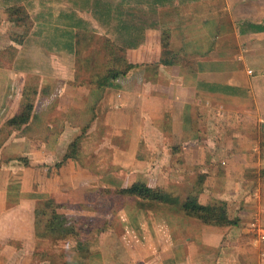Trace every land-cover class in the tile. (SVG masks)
<instances>
[{
  "label": "crops",
  "instance_id": "1",
  "mask_svg": "<svg viewBox=\"0 0 264 264\" xmlns=\"http://www.w3.org/2000/svg\"><path fill=\"white\" fill-rule=\"evenodd\" d=\"M24 110L29 121L8 126ZM199 113L236 114L238 125L259 134H240L222 164L200 148L194 156L204 136ZM263 128L264 0H0V132L9 129L0 140V180L15 178L20 196L9 207V187L0 183V264H41L37 247L51 249L42 242L54 230L64 231L58 260L48 264H264V220L221 226L173 215L171 222L131 206L117 215L124 232L115 249L105 248L110 233L90 241L70 220L86 194L114 177H96L82 163L90 140L108 152L110 166L126 160L132 165L122 166L134 168L146 161L144 146L168 133L188 172L204 159L203 173L216 166L222 188L244 192L249 170L264 182ZM200 195L189 197L211 205ZM39 203L63 220L39 223Z\"/></svg>",
  "mask_w": 264,
  "mask_h": 264
},
{
  "label": "rangeland",
  "instance_id": "2",
  "mask_svg": "<svg viewBox=\"0 0 264 264\" xmlns=\"http://www.w3.org/2000/svg\"><path fill=\"white\" fill-rule=\"evenodd\" d=\"M23 22L27 23V20H23ZM101 46L106 48V50H110L104 41L102 42ZM106 50L102 49L100 53L106 55L107 58L109 55H107V52H105ZM207 115H210L211 117L210 123L205 122V116ZM198 116L199 127L203 129L204 136L199 137L198 144L192 148L195 150V152L193 153L191 148L190 151L192 152V155L195 156L197 155V152H199L200 148V152L209 156V159H216L215 161L221 164L222 159L224 160V158L226 159L228 156H233L232 150L234 153V146L236 147L237 145L235 140H237V137L240 134L256 137L259 134L257 129L252 130V128H249V126L243 127L238 125V115L236 114H231L230 119L221 113H199ZM8 133L9 129L2 130L0 132V140L5 139ZM92 138L95 142H97V135L92 136ZM260 139L262 140V153L264 157V128L262 130ZM232 141L234 144L231 143ZM92 142L93 140H90L89 143L82 147V157L84 159V162L82 163L90 167L92 170L90 173L94 174L96 177H102L108 174H114V177L104 178L106 181L103 180L102 182V186H104L103 188L96 189L97 191L95 190L94 193L86 194L85 196H87V198H84L86 200L85 206H81V208H79V212H77L76 215H72L70 220H78L80 222L82 232L86 234L89 239H91L90 241H93V239L97 238V235H100L101 233H110L111 237H109L108 240L113 239V241L110 243L108 240H105V248L115 249L117 246L114 244L115 240H117V238H121L124 232L122 227V224L124 223L116 219L119 212H121L124 208L136 206L134 205L136 204L135 201L131 200L129 197L121 196L120 191L131 187L140 181L147 182L148 186L155 189H161L181 199H186L193 194V191H198V194H201L200 196L203 195L204 198L210 202L209 204L215 207L216 214L223 216L224 213H227L228 219L232 222H236V224L239 223L238 220H264V214L261 212L259 213L256 209L259 204L256 202V197L259 196L256 189L260 187L261 197V195L264 194V182L262 184L260 182L259 184V174H255V171H248L247 178L250 180V182L247 181L245 183V191L235 192L232 188L233 184L228 185V188L221 187L222 176L220 175L223 173L222 169H217L215 168L216 166H214L213 169H208V174L203 173L202 170H204L205 166L202 165L201 162H203L204 159L200 162L198 167L196 165L192 166L194 172H188L184 166V151L180 146L174 145L172 143L173 140L169 137L168 133H166L165 137L162 139V142L156 144L155 146H149V148L144 146V150H142L146 161L141 160L139 162H134V168L123 167L122 165L125 164H129L130 166L132 165V162L126 160L119 161L116 167L110 166L108 161H104L109 159V155L107 154L108 152L98 151L97 145H92ZM187 152L189 151H186V154H188ZM163 153H166L167 157L169 156L166 161L162 160L161 162L154 158L157 156L162 157ZM195 160H197L196 157ZM6 163L8 164L9 161ZM209 163L210 161H208L207 164ZM10 164L13 166L14 163ZM2 165L3 161L1 162V166ZM7 166H9L8 168L10 170H13L11 169L12 167L10 165ZM158 166L161 168H158ZM263 172L264 167L261 173ZM128 173H131L132 176L128 175ZM180 175H182V177H180ZM8 179L9 177H5L4 179L2 178L0 183L7 184ZM14 179L15 178L13 177L11 178V180L15 181ZM211 180L214 184L212 187H209ZM254 180L256 182H254ZM13 181L7 184L9 187V191L7 192V204L9 207L13 206L20 197L18 192L19 188L17 189V186L13 184ZM207 182H209L208 185H206ZM216 184L220 185V187L217 188V186H215ZM26 199H29V194H27ZM261 202L263 203V201ZM139 203L141 202L138 201L137 204ZM39 206H41V208L37 210L38 222H42L43 220H63L58 219L54 208L42 207L40 203ZM8 209L12 210L10 208ZM174 209V207L168 205H154L152 210L145 211H149L147 214L150 216H162L165 218L171 217V220H168L171 222L174 220L173 215L178 216L180 220H197L180 214V211L175 213L173 212ZM9 218L10 217L5 216L2 217L1 220H9ZM138 221L140 220L134 221V226H136ZM63 231H52L50 241L46 244L42 242V247L46 245L45 247H49L51 249H47L46 251L37 247V254L39 253L40 255H43L42 257H37V259L41 260V264H48L58 260V258L55 257L57 251L55 249L58 246L57 240ZM112 234L114 237H112ZM102 242H104V240ZM42 244L39 243V246Z\"/></svg>",
  "mask_w": 264,
  "mask_h": 264
},
{
  "label": "trees",
  "instance_id": "3",
  "mask_svg": "<svg viewBox=\"0 0 264 264\" xmlns=\"http://www.w3.org/2000/svg\"><path fill=\"white\" fill-rule=\"evenodd\" d=\"M165 48H168V45H165ZM30 115L31 113L28 110H24L19 116L10 120L8 126L19 128L29 121ZM120 195L129 197L131 200L135 201L136 204L134 205L139 209L152 210L154 205H168L175 208L173 212L178 213L180 211V214L197 219L206 225H237L236 222H232L228 219L227 213L220 216L216 214V209L212 205H200L196 197L181 199L161 189L152 188L145 183H137L131 187L125 188L120 191ZM138 201L141 203L137 204Z\"/></svg>",
  "mask_w": 264,
  "mask_h": 264
}]
</instances>
